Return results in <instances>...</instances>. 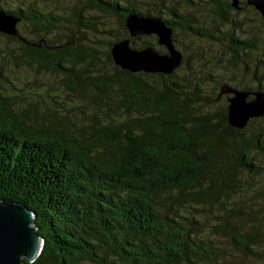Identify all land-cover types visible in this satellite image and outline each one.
<instances>
[{"label": "trees", "instance_id": "trees-1", "mask_svg": "<svg viewBox=\"0 0 264 264\" xmlns=\"http://www.w3.org/2000/svg\"><path fill=\"white\" fill-rule=\"evenodd\" d=\"M5 1L0 0V10L20 18L19 37L0 36L18 45L17 58L59 74L66 92L93 107H81L76 120L51 108L40 113L31 103L14 112L10 101L0 96V200L30 210L35 216L32 226L42 238L39 255L32 262L23 259V264L224 261L227 253L205 236V222L181 215L177 207L183 202L196 207L219 203L221 195L227 199L239 187V176L260 173L264 124L258 131H245L264 116L250 119L243 129L231 127V94H223L226 102L220 110L208 111L221 96L217 98L218 92L214 99L204 92L201 72L187 70L182 85L175 79L178 68L171 74L133 73L115 65L110 53L114 42L129 38L124 24L129 14L159 18L173 30L174 46L178 31L216 39L220 29H208L178 2L161 16L119 0H78L81 9L69 21L32 0L13 8L4 6ZM208 1L218 23L229 26L222 33L230 59L218 69L226 75L241 65L239 81L248 76L238 88L221 86L264 91V19L246 0H239V9L231 0ZM247 7L259 27L263 25L260 33L253 23L230 18L231 10ZM93 10L110 12L123 30L104 51L111 71L85 35L96 30L95 21L84 16ZM144 36L149 35L135 38ZM130 41L135 44L134 37ZM148 46L151 43L144 42L133 48ZM236 77L233 73L228 81ZM224 212L217 214L213 233L242 260L264 264V208L245 214L232 206Z\"/></svg>", "mask_w": 264, "mask_h": 264}, {"label": "rangeland", "instance_id": "rangeland-1", "mask_svg": "<svg viewBox=\"0 0 264 264\" xmlns=\"http://www.w3.org/2000/svg\"><path fill=\"white\" fill-rule=\"evenodd\" d=\"M28 1L6 0L4 6L13 8ZM32 1H35L38 8L51 10L69 21L74 20V12L81 9L82 6V3L78 0ZM177 2L198 18L205 27L210 29V27L216 25L221 33L218 34L216 39H201L193 37L186 32L178 31L175 47L183 54V59L178 69L176 68V81L184 85V79H187L189 74L187 70H196L195 73L201 72L200 79L203 78L204 80L203 90L214 99L222 84L236 87L240 83L248 82L247 75L243 77V82L239 81V78L242 77L241 65L236 71L232 69L226 75H223L221 70L218 69L220 63H227L230 59L229 52L225 47L227 43L226 36L222 33L229 26H223L218 23L219 21L213 15L208 0H119L122 5L133 4L138 10L143 12L147 10L151 14L161 16H166L167 6L176 5ZM84 16L91 18L90 21H95L96 30H87L85 35L90 38L91 45L100 50L106 71H111L103 56L104 51L107 49V42L113 41L115 36L123 33L120 22L110 12H102L100 10L89 11ZM229 16L231 19L243 18V22L246 24L253 23L255 31L258 33L263 29V25L259 27L257 24V18L249 7L243 11L233 9ZM256 24L259 28L256 27ZM18 29L22 30L23 33L27 32L26 29H22L19 26ZM212 32L217 37L216 31L213 30ZM134 40L135 44L130 41L132 47H138L139 44L150 42L155 50H160L161 53L166 52V49L157 43L155 35L144 36L141 39L134 37ZM17 54H19L18 45L0 36V96L10 101V106L14 109V112H22V110L27 108L28 103H31L34 105L33 109H37L40 113H43L47 108H51L56 109L59 113H67L70 118L77 120L81 116L79 110L81 107L89 111L93 110L91 104L85 101L82 102L81 98L66 92L62 85V77L59 74L28 64L25 60L17 58ZM185 63L188 67L185 66ZM210 73L213 77L208 76ZM233 73L237 75L236 81L230 83L228 79ZM222 95L221 98L216 99L209 106L208 111L215 112L222 108L226 102V96ZM260 118L262 117L255 119ZM263 124L264 120H257L251 123L245 131L246 135L253 130L258 131ZM260 167L258 175L252 177L247 175L239 176V187L230 192L231 195L227 199L221 195L219 203L214 201L211 205L205 204L196 207L190 202H183V206L177 207V211L181 215L186 217L194 216L205 222L208 226L204 231L205 236L209 237L215 245L224 249L227 253L224 261L220 264H252L251 261L242 260L237 254L234 255L235 252L230 251L225 240L214 234L211 227L216 223L217 214L225 213L224 209H229L232 206L240 207L245 214H253L258 208H264V158L260 161ZM173 194L177 195L178 192L173 191ZM221 202H223L224 206Z\"/></svg>", "mask_w": 264, "mask_h": 264}, {"label": "water", "instance_id": "water-1", "mask_svg": "<svg viewBox=\"0 0 264 264\" xmlns=\"http://www.w3.org/2000/svg\"><path fill=\"white\" fill-rule=\"evenodd\" d=\"M264 19V0H246ZM239 0H231V6L239 9ZM20 18L0 10V32L19 37L16 29ZM129 38L111 45L110 53L115 65L133 73L171 74L182 62L183 54L174 46L173 30L157 17L129 14L125 18ZM153 34L165 53L148 46L141 49L130 45V38ZM230 93L227 98V122L231 127L243 129L252 118L264 116V91H245L227 85L220 88L217 98ZM249 96H252L249 98ZM34 214L21 204L0 200V264L32 262L42 248V238L32 226Z\"/></svg>", "mask_w": 264, "mask_h": 264}]
</instances>
